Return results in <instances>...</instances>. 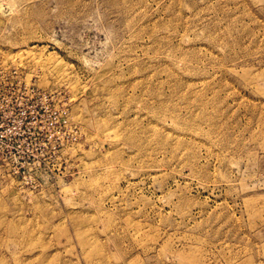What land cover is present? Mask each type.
<instances>
[{
	"label": "rangeland",
	"instance_id": "rangeland-1",
	"mask_svg": "<svg viewBox=\"0 0 264 264\" xmlns=\"http://www.w3.org/2000/svg\"><path fill=\"white\" fill-rule=\"evenodd\" d=\"M0 264H264V0H0Z\"/></svg>",
	"mask_w": 264,
	"mask_h": 264
}]
</instances>
